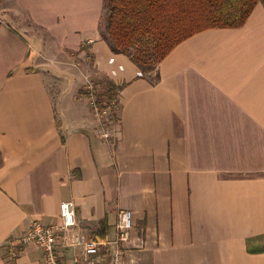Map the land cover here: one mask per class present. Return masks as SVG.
<instances>
[{
	"label": "crops",
	"instance_id": "obj_1",
	"mask_svg": "<svg viewBox=\"0 0 264 264\" xmlns=\"http://www.w3.org/2000/svg\"><path fill=\"white\" fill-rule=\"evenodd\" d=\"M104 3L0 0V264H44L19 238L67 200L75 231L102 241L132 210L126 264H264V3L183 40L158 79L103 38ZM88 80L117 98L108 141Z\"/></svg>",
	"mask_w": 264,
	"mask_h": 264
},
{
	"label": "trees",
	"instance_id": "obj_2",
	"mask_svg": "<svg viewBox=\"0 0 264 264\" xmlns=\"http://www.w3.org/2000/svg\"><path fill=\"white\" fill-rule=\"evenodd\" d=\"M260 2L264 0H105L102 35L114 52L131 57L143 75L158 79L159 64L179 43L209 28L243 26ZM105 94L115 97L114 86L108 85Z\"/></svg>",
	"mask_w": 264,
	"mask_h": 264
},
{
	"label": "built area",
	"instance_id": "obj_3",
	"mask_svg": "<svg viewBox=\"0 0 264 264\" xmlns=\"http://www.w3.org/2000/svg\"><path fill=\"white\" fill-rule=\"evenodd\" d=\"M85 89L90 93V103L98 121L97 127L100 136L108 141L112 136L111 118L118 106L117 98L103 100L97 95L96 84L91 80L87 81ZM60 217L61 222L58 224L45 225L41 221H34L28 232L19 238L22 242H35L43 249L44 264H62L57 252L58 247H80L84 264H91L90 257L98 254L103 244L113 248L111 264H126L123 248L124 244L129 241L133 229L132 210L122 209L119 211L116 236L107 241L75 231L77 217L74 201L67 200L60 204Z\"/></svg>",
	"mask_w": 264,
	"mask_h": 264
}]
</instances>
